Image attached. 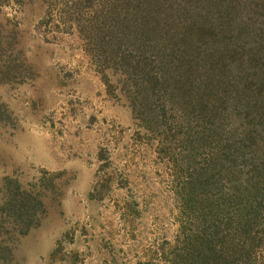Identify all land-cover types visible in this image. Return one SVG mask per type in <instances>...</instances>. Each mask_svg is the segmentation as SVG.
<instances>
[{"label": "rangeland", "instance_id": "obj_1", "mask_svg": "<svg viewBox=\"0 0 264 264\" xmlns=\"http://www.w3.org/2000/svg\"><path fill=\"white\" fill-rule=\"evenodd\" d=\"M134 15L132 0H0V264L264 257V175L255 194L243 190L247 166L264 165V86L251 115L214 89L197 106L193 83L186 120L153 81V55L121 60L117 26ZM139 80L147 116L130 102ZM209 169L215 182L184 187ZM197 228L212 234L210 262L196 260Z\"/></svg>", "mask_w": 264, "mask_h": 264}, {"label": "trees", "instance_id": "obj_2", "mask_svg": "<svg viewBox=\"0 0 264 264\" xmlns=\"http://www.w3.org/2000/svg\"><path fill=\"white\" fill-rule=\"evenodd\" d=\"M132 1L134 17L117 26L119 43L126 46L121 60L129 61L133 53L153 55L159 64L153 81L168 85L166 102L169 106L183 109L182 115L189 121L190 110L183 106V99L189 107L188 99L195 83L197 106L203 108L214 89L224 105L230 97L249 114L257 115V99L264 86V0ZM138 68L141 67L138 65ZM127 73L123 71L124 75ZM193 78H198V83L192 81ZM134 84L137 89L130 97L132 110L147 116L149 111L144 110L148 109L151 97L148 83L139 80ZM148 116L149 120L158 121L157 114ZM247 168L243 190L255 194L256 185L264 175V165H248ZM210 180L215 182L211 169L205 174L198 170L186 178L184 187L206 185ZM186 196L182 193V197ZM203 198L200 200L210 209L212 200ZM253 202L251 200L249 206L255 204ZM240 219L242 227L239 228L252 244L251 231L247 230L252 218L242 216ZM198 230L189 234L190 241L197 243L193 245L199 256L196 260L210 262L212 234L200 240L196 235ZM258 262L264 264V257Z\"/></svg>", "mask_w": 264, "mask_h": 264}]
</instances>
